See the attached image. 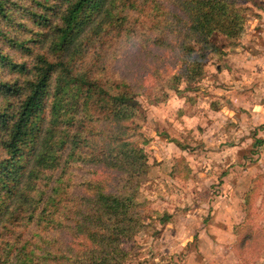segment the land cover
Here are the masks:
<instances>
[{
  "label": "trees",
  "instance_id": "16d2710c",
  "mask_svg": "<svg viewBox=\"0 0 264 264\" xmlns=\"http://www.w3.org/2000/svg\"><path fill=\"white\" fill-rule=\"evenodd\" d=\"M34 1L0 0V264H124L123 241L144 225L139 184L150 168V137L136 87L100 70L94 75L84 52L127 23L141 1ZM238 1L171 2L176 26L157 21L152 37L157 47L173 49L179 65L150 74L161 92H180L181 83L190 90L205 76L208 53L221 57L239 44L251 9ZM5 43L28 54L48 44L50 54L20 61ZM76 163L115 172L112 188L88 178L76 194L68 176ZM49 226L68 231L81 247L60 245L57 237L34 242L32 235Z\"/></svg>",
  "mask_w": 264,
  "mask_h": 264
},
{
  "label": "rangeland",
  "instance_id": "374dc122",
  "mask_svg": "<svg viewBox=\"0 0 264 264\" xmlns=\"http://www.w3.org/2000/svg\"><path fill=\"white\" fill-rule=\"evenodd\" d=\"M140 1V11L129 12L127 23L121 28L112 29L90 44L84 58L86 61L90 58L94 75L98 76L100 70L107 79L124 78L136 87V98L146 118L149 106L164 101L168 92L172 91L164 89L161 92L150 74L166 70L176 72L179 65L173 49L159 48L152 43V37L158 32L155 27L157 21L171 28L176 26L171 23L173 18L170 16L173 0ZM248 1L252 0H239L237 6L250 8L247 17H253L256 14ZM25 2L36 5L34 0ZM159 4L164 6L163 12H158ZM19 34L21 38L30 36L27 33ZM220 38L214 37L218 46L222 44ZM4 49L20 61L33 60L36 53L50 54L48 44L31 54L10 43H5ZM220 60L216 54H207L205 76L211 65ZM2 76L3 72L0 74ZM155 84L154 89L150 87ZM191 85L190 90L197 88L196 83ZM183 87L181 83L178 88L184 91ZM254 131L250 130L249 133L253 134ZM143 133L147 138L151 136V125L146 123V119ZM177 140L189 150L181 152L174 145H168L165 138L161 146L153 142L147 146L150 168L139 184L140 199L145 201L142 211L144 225L131 241H123V248L128 252L124 264H264V144L259 146L254 143L253 150H243L235 157L236 154L228 151L214 153L212 148L206 150V144L201 142L202 137L191 130L179 134ZM152 147L154 152H163L158 153L159 157L163 156L159 162L157 155L154 159ZM68 176L76 194L84 191L80 184L88 178L102 180L108 190L116 178L115 172L108 168L83 163L71 166ZM202 176L206 177V181ZM191 177L202 179L199 178L196 184H188ZM217 204L221 206L220 214H223L222 209L226 204H233L237 210L236 223L229 234L223 229L218 234L200 231L214 222L211 214ZM217 220L223 224L227 218L221 215ZM51 237H57L58 244L70 243L74 250L81 247L79 239L68 231H54L50 226L38 233L37 238L36 234L32 235L34 242H46Z\"/></svg>",
  "mask_w": 264,
  "mask_h": 264
},
{
  "label": "crops",
  "instance_id": "0c3cea01",
  "mask_svg": "<svg viewBox=\"0 0 264 264\" xmlns=\"http://www.w3.org/2000/svg\"><path fill=\"white\" fill-rule=\"evenodd\" d=\"M248 2L256 15L246 16L241 43L225 48L221 60L211 65L197 88L169 91L164 101L149 106L146 123L151 125V145L153 142L161 146L165 138L168 145H174L181 152L188 151L189 147L180 145L177 139L179 134L190 130L202 137L206 150L228 151L236 154L235 157L243 150H253L254 143L264 144V0ZM261 124L262 127L255 129ZM150 149L154 159L158 153H163L154 152L153 147ZM162 157L158 156V162ZM199 178L191 177L188 184H196ZM203 178L206 181V177ZM216 207L211 214L214 222L200 231L218 234L223 229L229 234L236 223L237 210L233 204H226L220 214L221 206ZM221 215L227 218L223 224L217 220Z\"/></svg>",
  "mask_w": 264,
  "mask_h": 264
}]
</instances>
